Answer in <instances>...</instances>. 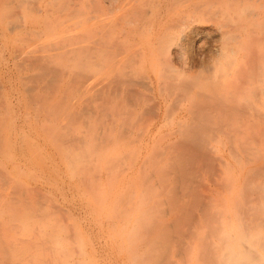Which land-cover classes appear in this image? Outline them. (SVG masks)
I'll use <instances>...</instances> for the list:
<instances>
[{"label":"bare ground","instance_id":"6f19581e","mask_svg":"<svg viewBox=\"0 0 264 264\" xmlns=\"http://www.w3.org/2000/svg\"><path fill=\"white\" fill-rule=\"evenodd\" d=\"M0 62V119L4 110L14 119V124L0 123L2 134L18 135L17 123L24 131L28 122L33 127L31 120L45 129L67 114L68 122L89 117L105 129L102 136H111L114 144L103 137L96 143L100 150L94 157L105 163L112 159L108 154L122 158L132 128L143 123L149 125L139 146L135 153L129 150L138 158L132 170L149 168L143 157L150 156L159 136L163 154L174 151L171 173L183 194L180 189L172 205L163 202L173 210L160 213L176 217L165 227L168 237L149 243L148 264H174L167 258L173 245L178 258L184 261L187 255L194 264H264L257 248L264 253V196L259 195L264 184L254 179L264 172V165H257L264 159L263 141L250 138L251 147L243 143L245 130L264 126V0H0ZM48 97L54 103L51 114ZM30 105L44 107L31 120H21L22 106L29 110ZM69 131L63 135L77 143L76 154L87 145L89 155L86 134ZM236 136L234 157L247 177L235 176L236 166L219 147L221 137ZM222 176L226 188L239 192L235 214L215 196ZM203 180L219 184L203 187ZM49 192L39 187L25 193L36 201L50 198ZM23 198L20 193L18 199L28 205ZM138 215L151 217L144 210L132 216ZM204 226L208 230L202 233ZM158 248L161 255L166 252L161 258L153 253ZM137 254L136 248V263L145 264Z\"/></svg>","mask_w":264,"mask_h":264},{"label":"rangeland","instance_id":"374dc122","mask_svg":"<svg viewBox=\"0 0 264 264\" xmlns=\"http://www.w3.org/2000/svg\"><path fill=\"white\" fill-rule=\"evenodd\" d=\"M65 104L66 105L63 104V106L67 107L68 106L67 102ZM42 105H39L36 108L34 106L35 109L33 111H37L38 109L41 108L40 106ZM66 115L67 114L61 116L63 118L59 119V122L57 123H54L52 125L49 123V125L48 124L45 125L46 130L50 129V132L47 133L45 137L43 135H45L46 133L41 127L35 129V131L33 132L34 136H31L29 139H27L28 141L27 143H25L24 146L26 149L32 148L34 149V151L33 152L27 151L26 156H20L19 158L16 159L17 163H22V165H24L23 166L24 173H19V172L13 173L11 174L10 178L9 177L6 178L10 180V182H13V179L16 180L20 179V183L22 186H27V184L29 183L33 185L34 184L38 185L43 182L41 180V177L43 176L48 178L47 176L48 174L51 178L50 182L52 183V185H55V181H56L55 177L57 174L56 172L60 171L61 178L64 181V185L61 184L62 186L68 187L67 183L72 182L73 185L81 187L80 188L81 190L78 192L75 191L70 192V190H68V188L65 187H64L65 190L63 188L53 189L52 190L53 195L52 197H50L51 199L48 198L49 201L46 199L40 200L42 198L41 197L38 198L39 199L37 200L38 202L35 201V203H33L27 209L22 206L16 207L20 211L21 215L25 216V219L21 221L20 220L11 221L10 218L7 216L4 217V220L0 219L2 221L1 224H3V221H6L4 230L2 229V231L0 232V240H2L4 243L11 245V254L17 256L18 261L20 260V263L17 262L15 264H58V263L60 264V260L58 262V258L60 257V255L53 254L52 252L54 249L50 247L48 251L43 247H37L40 241H42L44 238L36 239V237H34L33 228L35 227L36 220H42L41 224L45 223L47 225H56L58 227H61L62 240H63V244L67 248L66 249L68 252L67 261L69 262L73 258L77 261L80 260L83 261V263L80 264H130L131 262L135 264L136 260L133 259V261H131L130 256L127 255V252L125 251L123 253H120L121 249L118 246H116L114 242V239L121 240L122 237L117 236L113 232H110L111 231L110 229H107L106 231L102 232L99 222H103L105 225H108L109 220H111L109 219L108 214H110L111 216L113 215V217H115L116 215L115 211L117 210L123 211L124 209L127 210L126 212H129L127 214V217L132 222H136L140 220L139 218L135 219L136 217L132 216L133 214L138 213L140 210L148 211L151 214L150 218H154V217L160 218L161 217L160 212H162V210H164L165 208L169 209L172 212L173 207L171 206L169 207L168 205L166 206V204L172 205V203L176 199L174 195L181 189L180 188L181 185L174 181V175L173 173H171L172 167L174 166L173 165L174 162L171 159L176 158L174 151L167 150L165 151V155H164L163 151H161L160 149L161 146L163 148L164 142H162L163 140L160 138L161 136H159L156 142L159 143L161 139V144L158 145L156 144V142L152 143L149 149L150 156L146 157L145 154V156L143 157L145 163L149 162V168L146 171L144 170V168H142V171H140L139 169H136L135 171L132 170L135 161H137L138 159L137 154H133L135 153L134 149L137 148V146H139V142H137V140H139L140 136L143 134V132L147 129L149 125V123H143L142 125H140L141 123H139L140 125L139 128H136L137 127L136 125L134 128H132L131 134L133 133V138L132 141L130 142L128 141L129 144L127 146L128 148L126 147V149L123 151L122 158L113 159L118 156L117 154L112 155V159L110 158V160L112 161L111 162L112 168H110L111 164H109L110 160L108 159L109 161H106L105 163L106 165L104 167L101 166L100 169L97 168L99 164H95V163L93 165L88 166V169H86L87 165L84 164V159H82L84 155L78 157L80 158L79 160H75L77 158L74 157L73 153L67 155L66 153L67 148L60 154H57L55 157L57 159V162L60 161L66 162L67 166H64L62 163L61 164L58 163V166H61L62 168L59 167L54 168L55 166H52V159H53L52 153H54V149L58 148V146H60L61 144V141L58 140V137L55 135L54 132H57L56 134L61 135L62 133L65 132V130L54 131L53 128L56 126L58 127L67 126L68 129L66 130V132L70 129L73 132L71 131L69 132L77 135L80 133L82 134V131L84 130L83 128L85 123L84 120H76V121L74 120L72 122L71 121L68 122L69 118H66ZM67 122L69 123V126L68 124L65 125ZM120 123L121 122L118 123L119 126L122 124ZM88 124H89V129L87 130V133H88L89 141L91 143H95L94 140H97V136H98L97 134L99 133L98 128L101 125L98 122H91V123L88 122ZM232 128L236 129L238 128V125L235 124L233 125ZM167 129H165L164 134L167 133ZM38 133L42 135V138L40 140H38L35 137V135ZM134 133H136L135 134L136 137L134 136ZM260 133H264V126H254L252 127V129L248 128L245 131L246 140L243 139V143L246 142L245 144L248 147L255 145V143H253L252 141L251 142H247V141L250 138L256 139V137H257L256 140L259 141ZM102 137L104 140L107 139V141H111V136H109V134ZM132 142L134 143L132 144ZM110 143H112V141ZM226 144L228 146L227 149L225 150V154L228 156L227 160H229L235 165L236 159H233L231 156H229L230 149H234L237 152L239 148L235 149L237 144H235V142L229 139H226ZM249 144H251V146H249ZM44 145L46 146L48 151L44 150ZM129 150L131 152L134 151L132 155L130 154ZM128 152L130 155H128ZM67 157L70 158L69 161H67ZM0 162L2 164L9 165V163H11V160L8 154L2 155V157L0 158ZM114 163L118 165L117 169H114V165H115ZM161 163H163V165ZM107 165H109L110 167L109 166L108 167L113 171H109ZM110 172H112L113 174L115 173L114 175L121 180L130 178L131 176H134L135 180L130 184H125L122 186L116 185L117 188L115 189V191L106 190V192L111 193L112 196L114 197L118 196V193H121L124 195L125 198L119 201H116L118 198H110V200H108L107 203H103L102 201H100L98 197L99 194L98 178L101 175H103L105 178L106 176H108ZM151 175L154 177L153 182L149 181ZM245 175L246 174H244L243 176ZM224 176H222L221 181L225 180ZM72 178H74V181H72ZM255 178H257L256 180H258L257 182L259 184L262 183L264 184V174L259 177L254 176V179ZM216 184L214 182H208L207 180H203V187H207L208 185H210L213 188ZM156 185L160 190L155 189ZM180 192H182V189L179 191V193ZM168 193L169 194L171 193V195L165 197V195ZM144 194L145 196L150 197L151 199L150 203H145L143 198ZM181 194L183 193H180V195ZM260 195H264V193H261ZM113 199L115 200L113 201ZM163 200L168 202H165ZM163 202L166 204H164ZM106 205L109 206L106 208L104 207ZM164 205L165 207L163 208ZM39 208L42 209L41 212L39 211ZM68 209L74 210L73 212L70 213L75 214L76 219L72 215L66 213ZM60 210L64 212L62 216L58 215V212ZM152 212H154L153 215ZM36 216L40 218L38 219ZM150 218L148 217L147 219L149 220ZM144 219L145 218L141 220ZM13 225L14 227L18 226L20 230H18L17 232H13L10 231V229H7L6 227V226L11 227ZM202 233H204V230H202ZM100 237H105L106 243L108 241L111 251L108 250L107 251L109 252L111 257H114L113 261H111L110 259L106 260V258H108V255L106 253L101 252L97 256L93 254V245L97 249H99V247L101 246V244L99 243ZM123 239L121 240V242H123ZM188 241H190L191 244L195 242L194 239H188ZM24 242H32V243H24ZM131 243L132 240L130 238L129 239L126 238V246L128 247L127 250H130V246L132 247ZM148 248L150 249V247H147L145 248V250L147 251ZM145 255L146 254L139 255L136 258L140 261L145 259V264H148L150 260L148 259V257H145ZM167 258H170V260L174 262V264H194V262H189V256L187 257V255L184 261L181 260L180 258H177L174 255H169V254L167 255ZM2 260H3V254L0 253V262ZM166 264H172V263L167 262Z\"/></svg>","mask_w":264,"mask_h":264},{"label":"crops","instance_id":"0c3cea01","mask_svg":"<svg viewBox=\"0 0 264 264\" xmlns=\"http://www.w3.org/2000/svg\"><path fill=\"white\" fill-rule=\"evenodd\" d=\"M0 66H1V62H0ZM0 80H1V77H0ZM1 91L3 92V90H1ZM47 100L49 102L47 104V109L49 110V113L50 114L54 113L53 112L54 103H52L53 101L51 100V97H48ZM0 102H2L0 105L3 106L4 105L3 104L4 101H3V96L1 94H0ZM36 107L37 106H35V108ZM35 108H34L33 105H30L29 106V110H25L24 107L22 106V112L18 116L23 121L31 120V117L35 115V111H33ZM7 115H8V111L4 110L2 112V114H1L0 123L3 122V124H14V119L12 120L11 117L9 118ZM74 120L75 121L76 120H84L85 121V123H84L85 127L83 126L84 130L82 131V134H86V138H84V140H87L88 144L90 145V147H88L89 148L88 149L89 150V155H87V153L84 152V149L86 148L87 145L86 146L84 145L81 148V153L80 154H78V155L76 154V152L79 151V150L77 151V143L73 144L71 142H68L65 139V135H63V134L66 133V130L61 135L60 134L58 135V134H56L57 132H54L55 135L58 137V140L61 141V144H60V146H58V148L54 149V153H52L53 154L52 166H55L54 168H56V167L62 168L61 166H58V163L59 164L62 163L64 166H67L66 162H63V161L57 162V159L55 158L57 154H60L61 152H63L67 148L66 149L67 155H70L71 153H73L74 157L77 158L75 160H79L80 158H78V157H80L81 155H84L82 157V159H84V164L87 165L86 169H88V166L93 165L94 163L95 164H99L97 166L98 169H100L101 166L104 167L106 165L105 164V160H99V159L95 158L94 157V152H95V154H97L99 152V150H100V149H98L96 143H98V141L101 140V137H102L101 130H105V129L102 126H100L98 128L99 133L97 134L98 135L97 136V140H94L95 143H91L89 141L88 133H87V130L89 129L88 122L91 123V122H97V121L89 119V117L83 118V116L82 117L78 116L75 119H73V121ZM30 122H33L32 123L33 127H31L29 122H28L26 124V126H25L24 131L22 129V126H24V125H22L21 122L17 123L18 126H19L18 127L19 128L18 135H15V132L13 131V133L11 135H7L8 137L11 136L9 139L7 138L6 135L2 134V132H4V131L0 127V158L2 157V155L8 154V156H9V158L11 160V163H9V165L2 164L0 162V219L1 220L2 219L4 220V217H6V216L9 217L11 221L12 220H14V221L15 220L19 221L20 220L21 221V220L25 219V216L21 215L20 211L16 207L22 206V207L27 209L33 203H35V201L32 200L31 198L28 199V197H27V195L25 193L26 191L30 192L31 188L37 189L39 187H46L48 190H50V192L48 194V196H50V197H52V195H53L52 194V190L53 189H57V188H59V189L63 188L64 190H65V188H68V190H70V192H73V191L78 192V191L81 190L80 189L81 187L73 185L72 182L71 183H67L68 187L62 186L61 184L64 185V181L61 178V172L60 171L56 172L57 174H56V177H55V180H56L55 181V185H52V183L50 182L51 178H50V176L48 174H47L48 178L43 177V176L41 177V180L43 182L41 184H38V185H36V184L33 185V184L29 183V184H27V186H22L21 183H20V179H18V180L13 179V182H10V180H8L6 178V177L10 178L11 174H13V173H18V172L19 173H24V167H23L24 165H22V163H17L16 159L19 158L20 156H26L27 151H30V152L34 151V149H32V148L26 149L24 146H25V143H27V141H28L27 139H29L31 136H34L33 132L35 131V129H38L39 127H41L46 133L45 135H43L44 137L47 135V133L50 132V129H48V130L44 129L43 125L39 126L37 128V127H35V122L34 121L31 120ZM56 127L53 128L54 131L62 130V128H58L57 129ZM16 128H17V125H16ZM20 129H22V132H20ZM250 129H252V128H250ZM82 134L80 133L79 135H82ZM263 136H264V133H260V135H259L260 138L259 139H262V141H263L262 145L260 146V155L264 156V138H263ZM35 137L38 140H40L42 138V135L40 133H38V134L35 135ZM244 137H246L245 134H244ZM221 139H222L223 142H222V144L219 147L221 148L222 152L224 153V157L226 159H228V156L225 154V150L228 147L227 144H226V139L230 140V138L229 137H221ZM238 139H239V137L236 136V140H232L233 142H235V144H237L236 149L239 146ZM81 145H83V144H81ZM44 150L48 151V149L46 148L45 145H44ZM114 154L115 153L108 154V155H114ZM235 154H236V151L234 149H230L229 156H231L233 159H235V157H234ZM69 160H70V158L67 157V161H69ZM244 161H246V160H244ZM257 165L258 166L259 165L260 166L264 165V159L260 160L257 163ZM116 166L118 168V165H115L114 168H116ZM234 166H236V168H237L236 169V173H235L236 177L240 176L241 174H246L244 177L250 176L249 172H247L246 170L243 171L241 169V167H239V164L237 163V160L235 161V165ZM111 171H113V170H111ZM109 174L105 178H104L103 175H101L98 178V184H99L98 185V193H99L98 197H99L100 201H102L103 203H107V201L110 200V198H118L116 201H119V200H122L123 198H125L124 195L121 194V193H118V196L114 197V196H112L111 193L106 192V190L107 191L108 190L115 191V189L117 188L116 185L122 186V185H125V184H130V183H124L123 182L124 180H121V179L117 178L114 175L115 173L114 174L112 173V175H111L112 176V180L109 181V178H108ZM263 174H264V172H263ZM263 174H261V175H263ZM254 175H256V174L254 173ZM72 181H74V178H72ZM225 183H226L225 181L221 182V189L219 191H217L215 196L219 200V203H220L219 205H221L223 203V206H224V204H225V208H227L228 210H231L232 213L235 214V212H234L235 211V205L237 203H240L239 202L240 195H239V192H238L237 189L236 190H232L230 188H226L224 186ZM59 184H60V186H59ZM243 187L244 186H242V188ZM214 188H215V186L213 187V189ZM35 191H37V190H35ZM100 191H101V193H100ZM20 193L23 195V197H24L23 199H28L27 200L28 201V205L25 204V202H22V201H20V199H18ZM261 193H264V190H262L260 192V194ZM262 196H264V195H262ZM105 197H106V199H104ZM48 198L49 197H42L41 200H45L46 199V200L49 201ZM114 200L115 199H113V201ZM243 202H244V200H243ZM108 206L109 205H106L104 207L107 208ZM39 211L41 212L42 209L39 208ZM73 211L74 210H69L68 209L66 213L72 215L76 219V215L70 213V212H73ZM123 211H120V210L115 211V214H116L115 217H113V215L111 216L110 214H108L109 219H111V220H109L108 225H105L103 222H99V223H100V227L102 229V232L106 231L107 229H110L111 230L110 232H113L117 236H121L122 239L123 238L125 239V241L123 239V242H121L122 239L121 240L114 239V242H115L116 246H118L121 249L120 253H123L124 251L127 252V255L130 256V258H131L130 260L131 261H133L132 252L136 248L138 250L137 256L143 255V254H148L147 257H149L150 249L148 248V250L146 251L145 248L150 247L149 243L152 242V241H154L156 243L157 241L162 240V237L163 238L168 237L169 235L166 233V228L165 227H166V225L170 224L174 220V218L176 217V216H174L175 214L166 216V215H162L160 213L161 214L160 218L154 217V218H150L148 220L147 219L148 217H145L146 219L141 220L144 217L143 216L140 217V215H138V216H133V217H136L135 219L139 218L140 220H138L136 222H132L127 217V214L129 212H126L127 211L126 209H124ZM63 213L64 212H62V210H60L58 212V215L62 216ZM237 214H238V211H237ZM36 217H35V219H36ZM37 218L39 219L40 217H37ZM234 218L235 219H239V216H235L234 215ZM250 218L254 220L255 217L250 216ZM1 220H0V226L3 225L4 227L2 229L4 230L5 225H6V221H3V224H1L2 223ZM41 222H42V220H36L35 227L33 228L34 237H36V239L37 238H42V239L44 238L42 241H40V243L37 245V247H43L44 249H47L48 251H49V249L51 247L52 249H54L53 252H52L53 254L60 255V257L58 258V262L60 260V264H72V261L75 260V259L72 258V260H70V262L67 261L68 252L66 250L67 249L66 246L63 244L62 235H61V232H62L61 227H58L56 225H47L45 223L41 224ZM145 224H147L150 227L149 230H145L144 229ZM6 227H7V229H10V231H13V232H17L18 230H20L18 228V226L14 227V225L11 226V227L10 226H6ZM258 228H255L254 231H256ZM203 229H204V232H207L208 227L204 226ZM1 231L2 230H0V232ZM251 232H253V230H251ZM143 234H144V236H143ZM49 238H50V240H49ZM126 238H128V239L130 238L131 240L135 239V241H136L134 244L131 243L132 247L130 246V250H127L128 247L126 246ZM0 243L4 244V246L2 245L0 247V253L3 254L2 262H4L7 257H9L11 259V264H15L17 262L20 263V260L18 261L17 256H15L14 254H11V245H9L7 243H4L2 240H0ZM24 243H32V242H24ZM47 243H48V246H47ZM99 243L101 244L99 249H97L93 245V254H95L97 256L101 252L106 253L108 255V258H106V260L110 259L111 261H113L114 257H111V255L108 252V251H111V250H110V245H109L108 241L106 243L105 237H100L99 238ZM175 248H176L175 245L171 246L170 249L168 250V254L169 255H174V256L177 257V254L175 253L176 252ZM257 248H258V252L259 253L264 254L263 251H262V248L260 246H257ZM194 249L198 250L197 247H194ZM153 253L156 254L157 256H160L161 255V250L158 248V251L157 252L154 251ZM165 253L162 252V255H165ZM162 255L159 258H161ZM75 261L79 262L77 264L83 263V261H81V260L80 261L75 260ZM130 264H133V262H131ZM135 264H137V263H135Z\"/></svg>","mask_w":264,"mask_h":264}]
</instances>
